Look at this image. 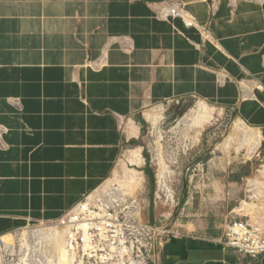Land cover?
<instances>
[{
  "label": "crops",
  "instance_id": "obj_1",
  "mask_svg": "<svg viewBox=\"0 0 264 264\" xmlns=\"http://www.w3.org/2000/svg\"><path fill=\"white\" fill-rule=\"evenodd\" d=\"M176 1L198 27L165 0H0V239L101 190L149 109L196 98L264 133V0ZM227 223L183 226L161 264H264Z\"/></svg>",
  "mask_w": 264,
  "mask_h": 264
},
{
  "label": "rangeland",
  "instance_id": "obj_2",
  "mask_svg": "<svg viewBox=\"0 0 264 264\" xmlns=\"http://www.w3.org/2000/svg\"><path fill=\"white\" fill-rule=\"evenodd\" d=\"M204 103L187 98L146 111L141 140L126 146L115 176L93 196L121 198L126 206L138 200L146 224L155 229L166 227L179 235L183 226L199 221L252 222L251 216L235 213L243 202L256 205L264 214L263 133L258 151L250 157L246 139L256 131L241 125L230 111L206 103L215 111L214 121L199 138L190 137L191 123ZM136 151H140L141 165L129 161ZM145 151L150 155V167L156 176L153 199L143 173L145 167L141 168L146 162ZM132 171L139 174L141 181L130 185L126 180L131 179ZM255 180L261 187L250 185ZM185 193L188 200L180 208ZM261 194L260 201L252 200ZM52 226L57 225H29L1 238L0 264H58L54 241L58 233L49 237L46 232L41 236L37 232Z\"/></svg>",
  "mask_w": 264,
  "mask_h": 264
},
{
  "label": "built area",
  "instance_id": "obj_3",
  "mask_svg": "<svg viewBox=\"0 0 264 264\" xmlns=\"http://www.w3.org/2000/svg\"><path fill=\"white\" fill-rule=\"evenodd\" d=\"M165 3L163 18H179L186 28L198 27L184 3ZM4 132L0 128V137ZM56 225L65 233L66 250L75 264H161L166 243L179 236L166 227L155 229L146 224L138 200L126 206L109 198L89 196L65 213ZM221 244L226 250L258 263L264 258V226L252 225L246 219H231Z\"/></svg>",
  "mask_w": 264,
  "mask_h": 264
},
{
  "label": "bare ground",
  "instance_id": "obj_4",
  "mask_svg": "<svg viewBox=\"0 0 264 264\" xmlns=\"http://www.w3.org/2000/svg\"><path fill=\"white\" fill-rule=\"evenodd\" d=\"M214 113H215V111L212 108H210L208 105H206V103H204V105L201 106L200 112H198V114L194 118L193 122L191 123V126L189 128L190 129V135L189 136L192 138H199L200 134L203 133V131L206 128H208L212 124V122L214 121ZM261 142H262V136H261V133L259 131L254 132L253 136L247 137L246 144H247V146H249L248 152H249L250 157L253 156L258 151ZM129 161L131 163L141 165L142 160H141V156H140V151L133 153L130 156ZM129 173L131 175V179L129 181L126 180L127 184L133 185V184L139 183L141 181L138 173L133 172V171L129 172ZM262 173L263 172H261V174ZM258 184L259 183L256 182V180L253 182H250V185H253L254 187H257V188L260 185V184L259 185ZM260 187H261V185H260ZM261 190L264 193V186H263V189H261ZM262 194L260 196H254L252 200H256L257 202L260 201ZM91 198L92 199H95V198H99V199H103V198L108 199L109 198V199H111V197L108 195H98V196L92 195ZM112 201L117 202L118 204L124 203V202H122L123 200L121 198H115ZM235 213L236 214H243V215L245 213L246 216H248V217L251 216V218H252L251 223L252 224L264 226L262 224V222L264 221V218L261 219L262 217H264V214H262V211L260 209H258L257 206L254 204H248L246 202H243L240 210H236ZM37 232L39 233L40 236L46 232V235L49 237H51L54 233H58L57 237L54 238V241L56 242V254H57V258H58V264H75L74 257H72L66 250L65 233L63 230H61L57 226H52V227H48L46 230H38ZM22 263H25V261H22Z\"/></svg>",
  "mask_w": 264,
  "mask_h": 264
},
{
  "label": "trees",
  "instance_id": "obj_5",
  "mask_svg": "<svg viewBox=\"0 0 264 264\" xmlns=\"http://www.w3.org/2000/svg\"><path fill=\"white\" fill-rule=\"evenodd\" d=\"M137 123L142 127V135L145 133V121H143V119H138ZM264 135V133H263ZM143 157L146 161V168L143 170V173L145 174V176L147 177L149 184H150V194H151V199H153L155 190H156V176L154 171L151 169L150 167V163H151V158L150 155L145 151L143 153ZM188 198H187V194H184V198L181 202L180 208L183 207L186 202H187Z\"/></svg>",
  "mask_w": 264,
  "mask_h": 264
}]
</instances>
